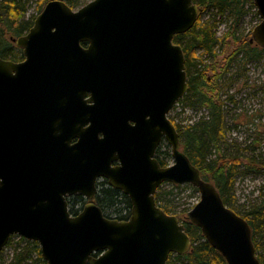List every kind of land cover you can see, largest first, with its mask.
Instances as JSON below:
<instances>
[{
  "label": "water",
  "instance_id": "95a60500",
  "mask_svg": "<svg viewBox=\"0 0 264 264\" xmlns=\"http://www.w3.org/2000/svg\"><path fill=\"white\" fill-rule=\"evenodd\" d=\"M253 1L261 21L251 40L264 48V0ZM199 12L194 0H91L77 9L49 0L13 38L24 59L0 55V253L20 235L39 243L47 264H167L192 246L179 217L156 202L169 182L198 189L188 217L227 264H262L250 223L182 151L169 117L189 90L174 36ZM162 138L170 165L155 157ZM100 178L128 196L127 219L96 204ZM76 195L88 202L72 214Z\"/></svg>",
  "mask_w": 264,
  "mask_h": 264
},
{
  "label": "trees",
  "instance_id": "16d2710c",
  "mask_svg": "<svg viewBox=\"0 0 264 264\" xmlns=\"http://www.w3.org/2000/svg\"><path fill=\"white\" fill-rule=\"evenodd\" d=\"M30 0L0 1V55L5 59L20 61L24 58L21 49L14 45L13 38L26 33L34 23L35 15L25 19L27 5ZM49 0H41L48 2ZM71 7L80 6V0H65ZM200 7L198 20L185 33L174 36V42L182 46L185 54V65L188 92L177 102L192 111L204 110L198 118L186 123L171 119L180 134L181 149L202 173L204 179L212 182L219 190L224 202L245 217L251 225L256 254L262 264L264 256L259 253V238L264 236V207L255 206L242 213L234 204L232 195L235 178L239 168L245 172H256L264 166V150L244 157L240 152L229 151L227 140V104L236 102L234 95L224 92V81L233 69L244 72L246 65L264 58V48L252 41V33L243 36L239 33L240 24L247 14L248 6L255 7L253 0H194ZM41 6L39 11H41ZM206 9H214L220 15L226 16V31L217 34L216 24L202 22V13ZM7 36H10L8 40ZM234 43V47L219 57V49L225 44ZM200 52V53H199ZM226 95V97H224ZM176 106V105H175ZM254 142L261 144V138ZM255 144V143H254ZM160 154L170 155L169 151ZM165 166L166 161L159 158ZM172 189L155 193L158 206L168 214H175L172 200L167 194H174V189L189 187L197 191L192 184H174ZM163 183V184H165ZM76 197L70 206L72 214H78L85 200ZM78 201L81 206L76 207ZM104 214L108 217L127 219L131 213V203L121 190L108 185L107 181L99 184L95 198ZM71 204V202H69ZM180 219L191 238L192 246L183 255L170 254L167 264H227L222 253L214 248L202 233L200 227L190 221L189 217ZM14 236V235H13ZM12 236V237H13ZM11 237V238H12ZM10 238V240H11ZM21 239L24 240L23 237ZM7 244H10V241ZM0 264H47L37 241L27 240L25 247H15L13 256L7 263Z\"/></svg>",
  "mask_w": 264,
  "mask_h": 264
},
{
  "label": "rangeland",
  "instance_id": "374dc122",
  "mask_svg": "<svg viewBox=\"0 0 264 264\" xmlns=\"http://www.w3.org/2000/svg\"><path fill=\"white\" fill-rule=\"evenodd\" d=\"M89 1L91 0H80V6L76 7V9ZM46 3L41 2V0H30L24 18L28 19L33 15L37 16ZM40 6L42 8L41 11L38 10ZM247 9V14L244 16L239 27V33L243 36L250 32L252 33L254 27L261 21L256 6L251 7L249 5ZM201 19L204 23H215L218 35L226 31L228 26L226 25L227 17L220 15L214 9L203 11ZM7 38L10 40V36H7ZM14 45L16 46V43ZM233 47V42L225 44L222 49H219V57H223ZM238 71L239 68L233 69L224 81V92L233 94L236 101L228 102L227 104L226 137L229 151H233V153L240 152L246 157L253 154V152L259 153L264 150V58L261 61L248 63L244 72ZM203 112L204 110L192 111L177 103L169 113V117L184 124L195 120ZM258 137L262 139L261 144L254 142V139ZM160 151L170 152L168 156L159 153L161 158L164 157L167 165L174 162L171 146L166 141L161 144ZM171 189L172 185L165 183L162 184L159 192L163 193ZM173 191L174 194H167V197L172 200L175 214L181 219H186L188 212L199 201L200 193L198 189L196 191L189 187L174 189ZM232 199L235 206L242 213L255 206L264 207V166L256 172H245L243 167L239 168V172L235 178ZM83 201H78L76 207L81 206L80 204ZM72 202L69 204V208ZM21 237L20 235H14L10 240V244H7L2 250L1 261L3 263L9 262L13 256L15 247L26 246L28 239L23 237V240ZM259 242V253H262L264 256V236L259 238Z\"/></svg>",
  "mask_w": 264,
  "mask_h": 264
},
{
  "label": "flooded vegetation",
  "instance_id": "af4514ba",
  "mask_svg": "<svg viewBox=\"0 0 264 264\" xmlns=\"http://www.w3.org/2000/svg\"><path fill=\"white\" fill-rule=\"evenodd\" d=\"M14 41V40H13ZM15 43V42H14ZM82 45H84V46H86L87 45V43H82ZM17 47V46H16ZM18 48V47H17ZM18 49H20V48H18ZM22 50V49H21ZM23 52V51H22ZM24 59V58H23ZM22 59V60H23ZM74 141H76V139H74L73 140V142ZM165 140L162 138L161 140H160V142H159V144L157 145V147H156V154H155V157L158 159V161L160 162V159L159 158H161L160 157V147H161V144L164 142ZM118 163L119 162H117V161H115V162H113V165H118ZM105 181H107V183H108V180L106 179V178H100L98 181H97V187H98V189H99V184L101 183V182H105ZM108 185H109V183H108ZM110 186V185H109ZM79 196H82V195H76V196H70V197H68V203L69 202H71V201H73V200H75L76 199V197H79ZM83 198H84V200H86L85 201V204L88 202V200H87V198L86 197H84V196H82ZM70 204V203H69ZM84 207V206H83ZM131 214V213H130Z\"/></svg>",
  "mask_w": 264,
  "mask_h": 264
}]
</instances>
